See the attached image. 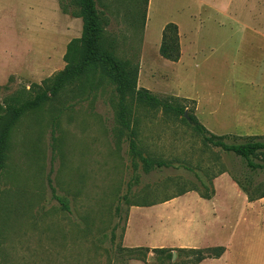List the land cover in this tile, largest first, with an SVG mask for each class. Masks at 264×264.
<instances>
[{
	"label": "rangeland",
	"instance_id": "1",
	"mask_svg": "<svg viewBox=\"0 0 264 264\" xmlns=\"http://www.w3.org/2000/svg\"><path fill=\"white\" fill-rule=\"evenodd\" d=\"M96 7L115 54L138 65L137 87L185 105L184 115L132 96L121 101L89 71L20 116L0 144V264H191L196 256L178 250L191 225L186 204L162 200L192 185L206 191L199 179L208 184L222 169L251 193L264 192V167L206 143L186 97L198 100L196 116L210 132L243 141L235 130L264 113V37L254 27L264 26V0H96ZM168 22L179 29L176 62L159 54ZM81 28L59 0H0V133L10 120L7 101L61 70ZM229 200L230 222L241 207ZM161 246L172 259L151 251ZM232 250L226 263L204 264H236Z\"/></svg>",
	"mask_w": 264,
	"mask_h": 264
},
{
	"label": "trees",
	"instance_id": "2",
	"mask_svg": "<svg viewBox=\"0 0 264 264\" xmlns=\"http://www.w3.org/2000/svg\"><path fill=\"white\" fill-rule=\"evenodd\" d=\"M148 0H144L147 4ZM68 5V6H67ZM59 6L64 13H69L73 17L81 18L82 28L78 37L72 38L66 45V51L63 55L65 66L54 73L52 76L44 78L40 83H32L27 91V97L16 96L6 103V110L10 112L9 121L3 126L0 133V144L2 148L6 147L9 131L13 123L25 112L36 109L42 102L56 95L64 86L72 83L82 76H88L89 71H94L98 78L107 79L119 95L121 101L127 96L134 97V100L142 105L150 107H162L163 109L173 110L177 114L184 115L185 105L175 104L166 99H160L152 94L144 87H137L138 65L129 59L121 58L115 54L112 44L106 37L105 22L96 7V0H59ZM71 6L73 9L68 10ZM159 54L166 60L176 62L181 55V46L179 38V29L176 23L168 22L163 26L161 40L159 44ZM125 106L121 108L120 117L124 119L126 110ZM3 117V116H2ZM1 117V118H2ZM188 118L194 123L196 131L203 135L206 143L213 146H219L226 151H231L237 156L246 160V164L250 168H262V162L256 163L251 157H260L264 161V135H246L237 136L243 139L241 142L228 143L226 138L228 134H214L210 132L203 124L199 122L194 112L188 114ZM7 119V120H8ZM236 136V135H232ZM0 147V148H1ZM1 148V150H2ZM144 161L145 169L148 170L150 161L147 158ZM161 161L158 164H163ZM226 170H220L218 173ZM217 174V173H216ZM212 175L209 183H205L199 179L201 186L206 191L201 192L194 185L190 188L179 192L177 195L183 194L189 190H195L204 198H210L213 194L211 179L216 175ZM233 178V176H231ZM238 186L247 194L250 200L264 196V192L253 194L241 185L237 179L233 178ZM207 186H206V185ZM208 188V189H207ZM175 195V196H177ZM174 197V196H172ZM170 197V198H172ZM169 198V199H170ZM164 199L162 201H166ZM141 248V247H139ZM149 250L147 247H143ZM171 248L154 247L151 248L156 254L164 255L170 260L172 259ZM178 250L193 254L195 259L191 264H198L208 257H219L224 248L222 246H214L207 248H186L179 247ZM173 264V263H168Z\"/></svg>",
	"mask_w": 264,
	"mask_h": 264
},
{
	"label": "crops",
	"instance_id": "3",
	"mask_svg": "<svg viewBox=\"0 0 264 264\" xmlns=\"http://www.w3.org/2000/svg\"><path fill=\"white\" fill-rule=\"evenodd\" d=\"M254 27L264 37V26ZM186 97L195 101L196 115L199 106L198 100L193 97ZM249 124L252 125L253 129H251ZM241 127H243V130H235V135H264V113L259 114L252 123L243 124ZM211 183L213 194L210 198H204L199 192L189 190L168 199L180 200V202L183 200L184 205L186 204V216L191 220L188 235L178 245L180 247L196 249L214 246H222L224 248L223 253L219 257H208L198 264H204L207 260L225 261L226 263L227 256L231 254L230 251L235 245L236 264H264V196L250 200L227 171L217 173L211 179ZM231 197L239 198L241 208L238 210L236 220L232 217V220L229 222L228 218L231 212H233L229 200ZM234 221H236V233L233 230V225H231ZM242 223L255 227L254 229L260 230L261 233L255 234L251 231L242 230L240 228ZM212 224L216 225L211 233L215 237L210 242L205 237L207 229H210L209 227ZM224 228L227 232H231H225L223 236H219L223 233L221 230ZM235 237L236 244L232 245Z\"/></svg>",
	"mask_w": 264,
	"mask_h": 264
}]
</instances>
